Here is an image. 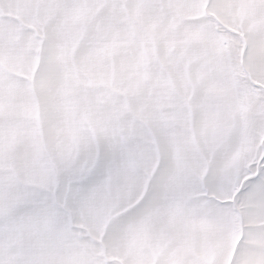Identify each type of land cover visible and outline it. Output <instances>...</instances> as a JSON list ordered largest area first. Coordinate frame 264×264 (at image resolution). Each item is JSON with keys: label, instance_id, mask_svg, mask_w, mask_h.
Instances as JSON below:
<instances>
[{"label": "snow or ice", "instance_id": "obj_1", "mask_svg": "<svg viewBox=\"0 0 264 264\" xmlns=\"http://www.w3.org/2000/svg\"><path fill=\"white\" fill-rule=\"evenodd\" d=\"M0 264H264V0H0Z\"/></svg>", "mask_w": 264, "mask_h": 264}]
</instances>
